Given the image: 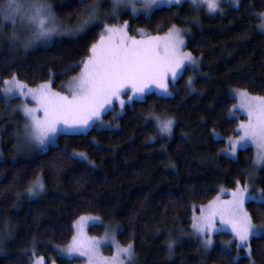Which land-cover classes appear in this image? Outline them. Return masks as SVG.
<instances>
[{
    "label": "trees",
    "instance_id": "16d2710c",
    "mask_svg": "<svg viewBox=\"0 0 264 264\" xmlns=\"http://www.w3.org/2000/svg\"><path fill=\"white\" fill-rule=\"evenodd\" d=\"M6 2L0 0V13ZM49 2L58 21L69 26L78 21L79 6ZM222 6L213 15L194 11L187 2L149 16L122 15L119 20L129 23L132 37L139 31L161 36L173 24L188 28L185 50L199 67L185 68L170 96L147 94L126 105L119 117L114 111L103 115L111 127L61 134L46 151L30 156L18 153L24 119L3 99L4 81L15 76L30 88L51 81L53 91L64 92L103 27L32 48L10 30L12 20L0 18V264H31L32 254L46 264H78L60 251L82 216L104 223L90 227V236L115 227L118 244H131L140 264H251L243 250L238 257L230 234L215 235L203 254L190 229L193 214L220 190H233L237 180L243 185L254 178L264 191V165L252 173V149L239 150L235 158L225 154L226 140L237 136L238 121L244 120L233 116L232 92L264 96V32L258 27L264 0H240L237 7L222 0ZM157 118L171 120V132H161ZM79 153L86 159L69 158ZM37 180L43 189L30 193ZM245 210L255 226L264 225V205L250 200ZM250 243L252 260L264 264V238Z\"/></svg>",
    "mask_w": 264,
    "mask_h": 264
},
{
    "label": "snow or ice",
    "instance_id": "6c2138e0",
    "mask_svg": "<svg viewBox=\"0 0 264 264\" xmlns=\"http://www.w3.org/2000/svg\"><path fill=\"white\" fill-rule=\"evenodd\" d=\"M107 2V0H105ZM182 0H111L112 11L101 15L100 0H94L91 4L84 3V0H69L65 5H73L81 8L78 23L68 29L67 25L58 24L53 16L51 5L45 0H33L31 11L27 16H21V22L29 27L31 32V43L33 40L49 41L54 35L65 31L70 35L76 33L84 34L93 25L98 26V21H107L116 18L124 9H130L131 14L136 16L143 12L147 16L154 8L162 4L181 5ZM238 6V0H232ZM194 11H199L201 5L212 13L220 7L219 0H191ZM22 5L19 0H7L4 5L0 18L11 19L15 24L16 16L20 15ZM260 23L259 29L264 31V12L258 14ZM127 21L123 25L103 23V28L99 39L87 47V56L79 62L81 71L77 76L72 77L68 84V94L53 91L50 83L46 82L37 88L26 87L15 76L11 81L5 80L4 84L8 87L6 93H11L13 88L19 90L20 95H31L36 101L37 107H23L25 123L23 125L22 139L23 146L33 147L39 151H46L48 146L55 142V137L61 131L60 126L67 128L87 127L96 118H99L105 107L119 99L124 89H130L132 95L128 96L133 100L136 96L145 92L150 84H155L168 93L166 77L169 72L173 77L184 65L185 61L196 63L190 52L183 51L185 46L184 35L186 34L175 24L172 25L163 36H150L141 33V39L130 37L127 33ZM17 39L15 35L12 37ZM191 78L188 81L191 86ZM236 96L240 102L248 120L241 122L240 132L242 133L236 142L231 143L233 155L242 142L251 141L258 148L259 156L264 160V96H252L246 89H235ZM123 106V101H120ZM235 109V106H233ZM37 111L43 115H37ZM161 132H171L172 121H160L157 118ZM78 155L81 159H86L83 153L73 154L74 158ZM236 189L231 193V199L218 204L210 201L208 206L202 207L200 217L193 216L192 228L197 232L202 240V247L205 252L212 245V232L214 226L212 221L216 216L221 218L223 223L231 226L234 235L237 251L247 253L251 264L252 248L250 240L253 237L264 238V225L257 228L252 221L249 213L244 210L245 200L252 199L264 205V191L258 194L249 192L247 182L241 187V182L236 181ZM43 189V183L35 181L28 189L30 193ZM83 221V217L80 218ZM173 242H169L168 248L172 249ZM68 251H79L82 255L87 254L90 258L95 257L96 242L84 238L82 227L78 235L72 238V244ZM123 256L131 264L133 255L132 245L118 249V254ZM225 255H229L226 251ZM232 261L236 257H231ZM36 264H44L40 257Z\"/></svg>",
    "mask_w": 264,
    "mask_h": 264
},
{
    "label": "rangeland",
    "instance_id": "374dc122",
    "mask_svg": "<svg viewBox=\"0 0 264 264\" xmlns=\"http://www.w3.org/2000/svg\"><path fill=\"white\" fill-rule=\"evenodd\" d=\"M84 1H86V0H84ZM19 2L22 5V9H21L20 15L16 16L15 24L13 23V21L8 22L7 24H8V27L10 28V30L12 32L18 34L17 36L19 37V39H22L24 41L23 45H28V44H30V43H28V40H31V32L29 30V27L26 24L21 22V16H25L26 17L27 14L31 11V5L33 3V0H19ZM45 2L47 4H49V5H51L49 0H45ZM93 2H91V3H93ZM184 2H187V3L191 4V0H182V3H184ZM225 2L228 5H231L233 7H237V5H234L232 3V0H225ZM239 2H240V0H238V5H239ZM91 3L90 2H86V4H91ZM100 4H101V7H100L101 15L106 14V13H110L112 11L111 0H107V2H105V0H100ZM219 5H220V7L217 9V11L212 12V13L208 12L206 7L203 6V5H201L200 11H204L207 14L213 15V14H216L217 12H220L221 9L223 8L222 0H219ZM169 6H175V5L162 4L158 8L169 7ZM51 7H52V5H51ZM158 8H154L147 16L151 15ZM124 14L129 15L131 18H135L137 16H145L143 14V12H140L136 16H133L131 14V10L130 9H124L123 11H121L119 13V15L116 18L109 19L107 21L101 20V21H98L97 24L102 25V27H103V23H105V22L106 23L114 22V24L123 25L125 21L120 22L119 19ZM53 16H54V14H53ZM8 20H11V19H8ZM55 21L58 24L66 25L63 22L58 21L56 17H55ZM77 22L74 23L73 25H70V26L67 25L68 29H71L73 26H75L77 24ZM181 30L186 33L184 35V41H185V44H186V41H187L188 37L190 36V30L188 28L181 29ZM127 33H128V35L130 37H132L129 34V23H127ZM141 33H142L141 31L138 32V34H137L138 36L136 37L137 39H141ZM76 34H80V33H76ZM67 35L71 36L70 34H68L67 31H65V32H63L61 34L54 35L47 42H44V41H41V40H33L34 42L33 41L31 42V46L30 47L35 48V47H39V46H46L48 44H51L53 41H55L57 39H63L65 37H67ZM161 36H163V35H161ZM24 39H26V40H24ZM183 51L187 52L185 50V46L183 48ZM193 59L196 61V63L193 64V63H189L188 61H185L184 65L178 70L177 75L175 77H173L170 72L167 75L166 83L168 85V93H170V94H166L162 89L158 88L155 84H150L143 94L136 96L133 100H129L128 96L132 95V93H131L130 89L126 88L121 93L119 99H115L114 98L113 102L111 104L107 105L105 107V109L101 112L99 118L94 119L89 124V126H87V127H76V128H67V127L61 125L60 126L61 131L55 137V142H56L57 137L59 135H61V134H80V133H84V132L88 131L90 128H92L94 125H98L100 128H109V127H111L109 123H105L102 120L103 115H105L107 112L114 111L113 113H114L115 117H119L123 113L124 108H125L126 105L130 104L132 101H141V100H143V98L147 94L153 93V94H156L158 96H170L171 95V91H170L171 85L182 74L184 69L185 68L197 69L199 67V60L197 58H195V57H193ZM9 81H11V79ZM69 82L67 83V85H66V87L64 89L65 91L62 92V93L68 94V84H69ZM7 87L8 86L4 84V87L2 89V97L6 101L7 105H9V104L11 105V108H12L11 110L13 111L12 114L15 113V114L21 115L22 118L24 119V123H25L26 118H25V115H24V112H23V107L25 105H27L28 107L35 108V107H37L36 101L32 98L31 95H23V96L20 95L19 90L15 89V88H13V91L11 93H6L5 89ZM29 88L30 87L26 86L24 88V92L27 93ZM32 89H35V88H32ZM232 97L235 100V105H234L235 109H234V115L233 116H237V117L242 116L244 118V120L243 121H238L237 136L229 138V139L226 140L225 154L228 157L235 158L236 153L239 150H243V149H246V148L252 149L253 153H254V162H253V167H252V170H253L252 173L254 174L256 171H258L264 165V160H262L260 158L257 146L255 144H253L249 140V141H246V142H242V146H238L237 147L236 152H235L234 155H233V152H232V149H231V143L236 142L238 137L242 134L240 132V127H239L241 122H246L248 120V116H247L246 112L243 109H241L240 106H239L240 102H239V99L236 96L234 91L232 92ZM121 100L124 102L123 106L120 103ZM37 115H43V113L40 112V111H37ZM22 132H23V127H22ZM21 139H22V137H21ZM55 142L50 144L49 146L54 145ZM18 148L19 149L21 148V144L20 143L18 145ZM35 152H41V151H39V150H37V149H35L33 147H29V146H23L22 150L18 151V153L25 154V155H28V156L32 155ZM0 156H1L0 159L1 158L3 159L2 155H1V151H0ZM247 183L249 185V192L250 193H252V194L260 193V190L257 187H255L254 178H250L247 181ZM241 187H243V185H241ZM235 189H236V187L233 190H235ZM233 190H229V191L228 190H224V189L220 190V192L217 194V196L212 201H216L218 204H223V202L228 201V200L231 199V193H232ZM250 200H252V199L245 200V202L243 204L244 210H245L246 202H248ZM207 206H208V204L206 206H204V207L206 208ZM201 208H199L198 211L193 214V216L200 217ZM193 216H192V222H193ZM82 217L84 218L83 221H81V219H80L81 217H80V218H78L75 221V223L73 225V230H74L73 236L74 235H78L79 234V230L82 227L84 238L87 239V240L96 242L95 257L94 258H90L89 255H87V254L82 255L79 251H72L70 253L68 251V247H69L70 244H72V240H71V242H70V244L68 246H66L65 248L61 249L60 255L62 257L68 258V259L77 260V261H79L78 264H129V261L123 256L122 253L118 254V249H121V248H124V247L119 245L117 240H116V228L115 227L113 228V227H110V226H105V231H104V233L101 236H99V237L90 236V234L88 232L90 227H92V226H102L104 223L98 217H94V216H82ZM212 223H213V226H214V230L212 232V245L208 249V251L214 245V236L219 234V233H228V234H230L232 236L233 240L235 239L234 235H233V233L231 231V226L229 224H227V223H223L219 216H216L214 218V220L212 221ZM256 227L259 228V226H256ZM190 229H191V237L198 242L201 253L206 254L208 251L207 252L204 251V249L202 247V240H201L199 234L197 232H195V230L192 228V223H191V228ZM236 249H237V247H236ZM237 255L239 257V254H237ZM244 256L248 257L246 252H244ZM38 258L39 257H37L34 254H32V257L30 258V263L31 264H36V261L38 260ZM44 264H46L45 261H44ZM49 264H55V262L52 261ZM131 264H140L139 261L136 258V255H135L134 251H133V255H132V259H131Z\"/></svg>",
    "mask_w": 264,
    "mask_h": 264
}]
</instances>
